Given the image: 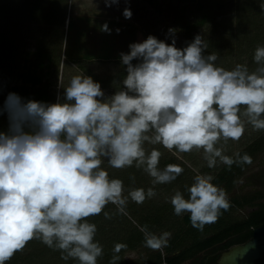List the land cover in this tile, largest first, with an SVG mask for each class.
Instances as JSON below:
<instances>
[{"label": "clouds", "instance_id": "9594fccd", "mask_svg": "<svg viewBox=\"0 0 264 264\" xmlns=\"http://www.w3.org/2000/svg\"><path fill=\"white\" fill-rule=\"evenodd\" d=\"M104 2L110 7L119 0ZM259 7L264 11V0ZM132 15L130 7L123 10L126 19ZM101 30L110 31L107 23ZM177 31L168 29L171 43L150 34L120 52L125 74L111 95L87 74L72 75L55 103L6 95L0 106L8 121L0 131V264L33 239L59 250L63 260L97 264L103 245L87 218L103 212L110 219L109 204L126 214L129 200L156 195L153 187L126 189L105 162L142 169L152 185L169 184L184 169L161 167L162 152L150 145L200 152L209 169L252 162L247 152L227 154V145L249 129L264 130V45L254 50L255 69L242 63L228 69L216 63V51L206 52L203 34L177 47ZM213 181L210 172L196 174L170 197L174 214L187 213L201 231L230 207L227 191ZM139 227L146 247L168 245L171 232ZM126 247L115 243L109 264H117Z\"/></svg>", "mask_w": 264, "mask_h": 264}, {"label": "rangeland", "instance_id": "374dc122", "mask_svg": "<svg viewBox=\"0 0 264 264\" xmlns=\"http://www.w3.org/2000/svg\"><path fill=\"white\" fill-rule=\"evenodd\" d=\"M74 2L73 5L72 2L69 3L67 10V17L72 20L69 36L67 34L68 39L65 38V33L68 32L69 22L62 37V27H59L58 33L50 34L51 25L43 23L42 20L33 24L23 20L16 22L13 12L10 14L11 21L0 17V43L4 36H8L12 47L19 48L20 51H33L38 40H43L46 45L52 47L54 60L51 79L54 81V86L51 94L55 97V102L58 93L62 95V87L66 86L71 76L76 74L92 76L94 80L101 82L106 95H111L113 89L119 87L116 83L125 74L119 53L128 52L130 43L141 42L150 34L171 43V39L166 38L170 27L178 30L177 47H184L186 42H190L196 34H203L206 40L215 44L212 51H216L218 56L216 63L228 69L237 63L247 64L250 70L255 69L257 65L251 60L254 55V50L251 49L258 43L264 42V11L259 7L260 0H191L188 4L184 0H157L156 4L148 0H119L118 4L110 7L105 5L104 0H74ZM184 5L188 7L187 17L181 14ZM126 7H130L133 13L130 19L123 16V10ZM204 17H208L209 23L188 33V24L191 26L194 23L198 24ZM105 23L110 31L101 30V26ZM260 30V36L254 38ZM3 52L0 44V106L3 105L6 95L11 92V88L22 83L16 78L17 72L11 69L21 61L20 57L11 58L7 52ZM88 55L92 57L90 61L79 62L83 59L82 57ZM7 125L6 114L0 115V131H5ZM262 134L264 130L249 129L239 141H229L227 154L231 155L240 148H244L250 142V138ZM149 147H157L162 152L161 167L164 166L166 159H171L180 166L184 164L192 172L179 175L182 178L178 177L177 181L174 180L169 184L152 185V178L142 169L135 166L114 169L105 162L103 166L107 168L111 176L122 179L126 189L153 187L156 195L143 203L129 200L126 214L116 212V206L109 204L105 210L113 213L110 219L105 218L103 212L87 218L90 221L95 219L94 223L97 225L95 238L103 245V255L98 258L97 264L105 262L109 264L110 259L106 261V256H113V245L124 239L132 238L136 247L122 249L118 253L120 260L117 264H146L153 252L159 251L165 256L167 249H180L186 243L189 244L195 235L203 238L214 232L215 227L212 228L214 222L206 224L202 231L194 230L190 220H187L189 215L187 213L181 216L175 215L170 203V197L175 190L183 191L185 185L193 182V176L199 174L188 159L192 156L195 161L201 153L194 150L190 156H186L190 152L184 155L161 145ZM184 182H186L185 185H183ZM256 193L263 195L261 199L264 204V149L252 159L244 175L228 193V197L231 202V199H243ZM185 195L187 196V193ZM249 209L250 206H232L228 210H222V214L216 221L244 219ZM145 220L151 222L150 230L157 234L162 231L171 232L167 246L152 249L146 247L142 241L138 243L142 233L139 226L147 224L144 223ZM33 240H35L34 245L39 241ZM36 247H30L28 251L37 256V251L41 250L43 245ZM46 260L56 264L76 261L72 258L63 260L61 255L58 257L50 255Z\"/></svg>", "mask_w": 264, "mask_h": 264}, {"label": "trees", "instance_id": "16d2710c", "mask_svg": "<svg viewBox=\"0 0 264 264\" xmlns=\"http://www.w3.org/2000/svg\"><path fill=\"white\" fill-rule=\"evenodd\" d=\"M189 1L191 0H184V2H186L187 4L189 3ZM70 2H72V5L75 4L74 0H0V17L3 20L9 19V21H11L12 16L10 14L11 12H13L16 16V22L19 20H23L26 21V23L29 22L30 24H33L36 21L42 20L43 23L46 22L45 24L51 25L50 34L58 33L59 27H62V37H64V29L65 27L68 28L69 22L68 32L66 31L65 33V38L68 39L70 28L72 25V20H70V18L68 19L67 17V10ZM148 2L156 4L157 0H148ZM186 12H188V7L184 5L181 14H183L184 17H187ZM208 23V17H204L198 22V24L194 23V25L192 26L188 24V33L193 29L198 30L199 26H204V24ZM185 25H187V23ZM260 32L261 30L256 33L254 38H258L260 36ZM0 44L2 51H4L5 53L7 52L8 56H10L11 58H15L16 56L20 57L21 59V61L15 64V66L11 69L17 72L16 74L18 75L16 78L20 79L22 83L20 85L12 87L11 92H16L22 97L29 99L55 103V97L51 94V90L54 86V81H52L51 79L53 76L52 65L54 60V51H52V47L46 45L45 41L38 40V44L33 51L24 52L20 51L19 48H13L11 39L8 38V36H4ZM208 44L209 47L208 49H206V52L214 50L215 44H213V42L211 41H208ZM258 45H264V42L258 43ZM257 46H254L251 50H255ZM82 58L83 59L79 62L90 61L92 57L88 55ZM251 60L253 61L252 57ZM112 89L113 88L111 87V90ZM115 90L116 89H113L112 92H114ZM263 135L264 134H262L261 136H254L253 138H250V142L246 144L244 148L242 147L238 151L241 153L247 152L253 159L264 149ZM191 154L192 152H190V154L186 156H190ZM188 160L191 161V163L199 173L210 172L214 176L213 182L223 187L227 191V193L233 190L237 181L244 175L249 166V164H233L231 168H229L228 166L221 164L216 168L209 169L206 166V163L203 161L201 155H199V157H197L195 161H193L192 156H190V159ZM169 163L175 164L171 159H166L164 165ZM182 168L185 171H183L180 176H182L183 174L186 175L187 172H192L189 171L190 169H188V167H186L184 164H182ZM180 178L182 177H179V179ZM177 180L178 179H176L175 181ZM185 183L186 182H184L183 185H185ZM254 198L249 201L246 198L231 199L229 209L232 206L244 207L246 204H253V202L251 201L255 200ZM187 220H190L189 216L187 217ZM91 222H95V219H93ZM145 222L150 229L151 222H149V220H145L144 223ZM262 225H264L263 203L257 211H254L247 218L236 221H225L224 219L215 221L212 225V228L215 227L214 232L211 235L201 238L196 237V235L194 234L195 236L189 244L186 243L180 249H167L165 256H163L159 251L153 252L147 260L146 264H217L216 259L222 251L228 249L232 245L245 243L251 240L254 230L258 227H261ZM193 229L197 230V228L195 227H193ZM140 234L141 235L138 243L141 241L143 242L144 239L143 234ZM132 241V238H128L124 239L121 242L126 244L127 247L135 248L136 245ZM34 242L35 240H30L29 242H27L25 247L15 252L13 256L5 262V264H56L53 262L51 263L46 259H48L50 255L53 257H58L60 255V251L49 248L40 240L36 243V245H34ZM41 244L43 245V247L41 250L37 251V256L34 253H30L28 251V248H32L33 246L37 248L36 246ZM111 257L112 256H106L105 260L107 261L111 259ZM64 264H78V261L67 262ZM103 264L107 263L105 262Z\"/></svg>", "mask_w": 264, "mask_h": 264}, {"label": "water", "instance_id": "95a60500", "mask_svg": "<svg viewBox=\"0 0 264 264\" xmlns=\"http://www.w3.org/2000/svg\"><path fill=\"white\" fill-rule=\"evenodd\" d=\"M217 264H264V225L253 232L251 240L222 251Z\"/></svg>", "mask_w": 264, "mask_h": 264}, {"label": "flooded vegetation", "instance_id": "af4514ba", "mask_svg": "<svg viewBox=\"0 0 264 264\" xmlns=\"http://www.w3.org/2000/svg\"><path fill=\"white\" fill-rule=\"evenodd\" d=\"M257 194H259V193L253 194V195H251L249 197H246V199L248 201L251 200L254 197H255L254 198L255 200L251 201V202H253V204L251 203V204H246L245 205V206H250V209H249V211H248V213H247L245 218L249 217L254 211H257L260 208V206L262 205V199L261 198H262L263 195L261 196V194L260 195H257Z\"/></svg>", "mask_w": 264, "mask_h": 264}]
</instances>
